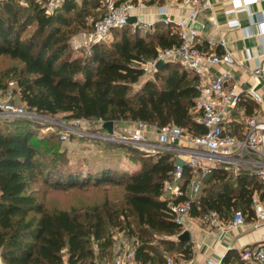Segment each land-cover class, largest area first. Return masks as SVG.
<instances>
[{
  "label": "trees",
  "instance_id": "obj_1",
  "mask_svg": "<svg viewBox=\"0 0 264 264\" xmlns=\"http://www.w3.org/2000/svg\"><path fill=\"white\" fill-rule=\"evenodd\" d=\"M44 3L32 0L27 9L16 0L0 3V58L17 62L0 68V89L6 88V78L11 74L16 83L14 93L28 110L48 115L66 113L70 120L131 121L158 127L173 124L194 135L205 134L206 128L192 112L199 94L196 74L179 63L164 62L149 77L133 65L137 58L156 56L157 48L178 44L173 26L157 21L154 32L144 36L129 25L115 28L112 42L93 45L90 54H76L70 37L90 29L93 21L106 13L105 6L101 0H64L54 13L47 14ZM87 16L94 17L91 24ZM30 26H34L32 31L23 36ZM34 125L27 118L0 120L3 263L98 264L97 257L111 255L115 229L127 230L136 238L139 264H165L163 254L151 243L160 235L179 236L182 232V226L168 213L162 192L175 167L173 153L165 151L147 158L139 153L140 161L132 172L108 165L68 168L62 153L55 156L59 162L45 164L38 154L40 148L47 147L46 142L37 136ZM190 176L184 164V187ZM38 177L61 191L120 187L121 198L115 200L105 194L101 202L93 196L84 208L49 207L38 197V189H31ZM254 193L264 201V184L255 177L246 172L234 176L224 167H215L203 180L191 216L202 218L215 212L227 220L235 210H241L247 220L252 219ZM132 222L138 225L135 231ZM159 243L167 245L164 251L177 250L184 258H192L189 241Z\"/></svg>",
  "mask_w": 264,
  "mask_h": 264
},
{
  "label": "built area",
  "instance_id": "obj_2",
  "mask_svg": "<svg viewBox=\"0 0 264 264\" xmlns=\"http://www.w3.org/2000/svg\"><path fill=\"white\" fill-rule=\"evenodd\" d=\"M64 0H45L44 6L47 14H52L59 8ZM145 0H114L110 3L106 13L93 21L90 29L81 30L73 34L70 39V47L75 52L91 53L93 45L107 42L112 37V30L123 26H131L134 32L142 36L153 33L154 22L144 20L143 10L147 8ZM181 7L187 9V15L173 19L167 6L156 7L161 21L168 26H173L177 32L179 42L167 48H157L156 56L152 58L140 57L133 61V65L140 68L146 76H152L158 69L157 63L176 62L185 69L193 72L198 77L199 94L194 99L192 112L195 120L206 128L205 134L194 135L182 127L167 124L156 127V145L173 153L175 158L183 162H175V167L170 179L163 183V199L167 203V211L175 222L185 227L184 218L191 217V210L194 203L199 201L204 178L214 168L211 164H218L224 161L237 159L234 154L240 152L258 153L264 155V121L256 116L245 115L242 122L245 127L244 136L237 138L225 128L234 110L242 99V92L236 84L228 85L229 74L224 72L220 75L211 76L208 68L218 63L234 64V58L229 52L222 55L213 53L212 48L217 45L213 39H207L205 48L202 47L199 39V31L193 26L198 14L209 7L207 0H174ZM258 0H231L232 7L229 12H235L239 8L248 6ZM256 20L264 23V15L256 14ZM135 17L133 23L129 19ZM213 23L216 21L213 19ZM262 34V33H261ZM224 44V40L220 41ZM255 74H260L261 69L257 68ZM248 95L255 101H260L259 95L250 88ZM9 117H34L26 108L14 103L0 99V118ZM76 123L95 126L94 130L75 129L68 127V131L61 134L64 141L69 139V132L78 131L83 136L93 139H104L118 141L127 145L141 148L151 147L147 134L150 131L149 125L143 122H136L135 128L125 134H113L107 132L103 127L106 122L103 119L88 120L78 119ZM115 125V124H114ZM244 160V159H243ZM254 169L252 174L256 175L259 182L264 184V165L261 161H252ZM184 164L190 169L191 176L184 187ZM190 188V193L187 190ZM251 206L253 217L250 224L254 229L264 225V201L258 193L252 196ZM201 218V217H200ZM213 226L220 224L221 218L215 212H208L201 218ZM247 216L241 210H235L229 227H238L245 224ZM117 232L112 236L113 244L116 246V254L111 264H139L136 259V244L126 240H118ZM120 235V234H119ZM240 264H264V233L259 241L243 246L238 252ZM165 264H187V261H177L173 257H166ZM220 264V263H215Z\"/></svg>",
  "mask_w": 264,
  "mask_h": 264
},
{
  "label": "crops",
  "instance_id": "obj_3",
  "mask_svg": "<svg viewBox=\"0 0 264 264\" xmlns=\"http://www.w3.org/2000/svg\"><path fill=\"white\" fill-rule=\"evenodd\" d=\"M113 1L101 0V5L108 9ZM207 1L209 7L198 14L193 26L200 33L199 39L202 47H206L208 38L213 39L217 42V45L211 50L213 53L222 55L229 52L234 58V64L218 63L209 67L208 73L211 76H216L227 72L229 74L228 85L236 84L241 90L242 101L232 110L229 116L230 120L226 122L225 128L237 138H242L246 126L239 121H242L245 115L256 116L260 121H264V23H259L256 20V14L264 15V0H258L235 12H229L232 7L231 0ZM148 3L146 4L147 8L143 10L144 20L147 22L161 21V16L156 10L159 5L167 6L171 17L175 20L188 13L187 9L181 7L174 0H154L152 4ZM86 19L93 21L94 17L87 16ZM213 19L216 24L213 23ZM221 40H224L225 43L221 44ZM257 68L261 69L260 74L254 73ZM250 88L259 95L260 101L257 102L248 95ZM120 123L125 129L124 133L132 131L136 125V122L131 121H121ZM114 130L116 131L115 126ZM234 156L237 159L211 165L214 168L224 167L233 172L234 176L237 173L246 172L258 180L256 175L251 173L254 169L252 161L259 160L264 165V155L240 152ZM178 160L175 158V161ZM187 192L190 193V190ZM232 215L233 213L227 220L221 219L217 226L204 222L200 216L184 218L185 228L183 230L190 234L188 241L191 244L192 258L186 259L180 255L181 259L187 261V264H240L239 258L236 260L239 250L243 246L259 241L264 233V225L254 229L250 224L251 219H248L245 224L232 228L229 227ZM229 251L225 261L224 257ZM2 264H4L3 261Z\"/></svg>",
  "mask_w": 264,
  "mask_h": 264
},
{
  "label": "rangeland",
  "instance_id": "obj_4",
  "mask_svg": "<svg viewBox=\"0 0 264 264\" xmlns=\"http://www.w3.org/2000/svg\"><path fill=\"white\" fill-rule=\"evenodd\" d=\"M4 0H0V3ZM18 5L27 9L32 0H16ZM38 1V0H37ZM122 0H118V2ZM134 1V0H133ZM139 1V0H135ZM150 0H145L144 3H148ZM107 10V9H106ZM88 24H91L92 21H88ZM34 26H30L24 33L23 36L28 35ZM108 43L112 42L111 39H108ZM75 52V51H74ZM76 54H80L79 52H75ZM85 54V53H84ZM17 64L15 61H11L8 58H0V68L6 69L10 68V66ZM7 84L6 88L0 89V99L3 101H7L10 103H14L18 106H22L25 108L24 104L20 101V97L18 94L14 93L16 88V83L11 74L6 78ZM28 110V109H27ZM34 117H17V118H27L34 122V129L38 137L43 138L46 142V148H40L39 150V158L42 159L45 164L50 162H59V160L55 161L56 155L58 153H62L68 159L67 167L72 166H80L83 168H87L89 166H101L108 165L117 169V171L122 172H132L140 161L139 153H143L144 157L147 158L149 156H155L156 154H161L165 152V149L156 145L157 138V130L156 125L148 124L150 131L147 134L148 140H150L151 147H137L132 145H127L125 143H121L118 141H108L104 139H93L86 135L81 136L78 131L72 130L69 132V139L64 141L61 138V134L63 132L68 131V127H73L75 129H90L94 130L95 126H88L87 124L76 123L75 120H70L66 117V113H57L56 115H48L38 113L35 110H28ZM1 121L4 120H12L9 117H1ZM115 129L117 134H125L124 127L122 123L116 122ZM50 147H53L51 149ZM179 162H183V160H178ZM223 164V163H219ZM239 172V170H237ZM31 189H38L37 195L39 198L47 201L49 207H64V206H73L74 208H84L89 205V199L93 196H96V202H101L104 195H109L112 199L119 200L121 190L120 187L109 186V187H101V188H88L86 190H75V191H61V190H53L47 184H45L41 177H38L36 182L33 184ZM190 188L188 189V191ZM81 191H90L89 193L81 192ZM92 200V199H91ZM72 203V205H70ZM93 202L91 201V204ZM95 203V201H94ZM133 230L138 229V225L135 222H132ZM182 226V232L183 230ZM113 235L117 233L115 229H112ZM120 234V235H119ZM118 236V240H126L131 244L136 243V238L128 235L127 230L121 231ZM112 235V236H113ZM158 240V241H157ZM161 240L165 241H176L178 240L177 236H158L156 240L152 241V246L158 248L159 252L163 254L164 258L173 257L177 261H180L181 254L178 253L177 250L173 251H164L167 250V245H161L159 242ZM113 241V239H112ZM111 255L103 258L97 257L98 264H111L113 257L116 254V246L113 244ZM0 264H2V260L0 258Z\"/></svg>",
  "mask_w": 264,
  "mask_h": 264
},
{
  "label": "water",
  "instance_id": "obj_5",
  "mask_svg": "<svg viewBox=\"0 0 264 264\" xmlns=\"http://www.w3.org/2000/svg\"><path fill=\"white\" fill-rule=\"evenodd\" d=\"M135 20H136L135 17H131L129 19V23L131 24ZM163 64H164L163 61H159L157 63V69H160ZM103 127L107 130L108 133H110V134L114 133V121H112V120L106 121L104 123ZM189 239H190V234L188 231H183L178 237V240H180V241H188Z\"/></svg>",
  "mask_w": 264,
  "mask_h": 264
}]
</instances>
